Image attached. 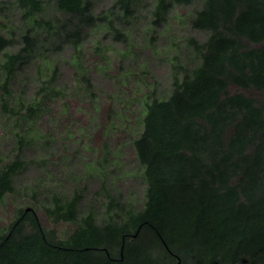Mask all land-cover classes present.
I'll return each mask as SVG.
<instances>
[{
    "label": "trees",
    "instance_id": "obj_1",
    "mask_svg": "<svg viewBox=\"0 0 264 264\" xmlns=\"http://www.w3.org/2000/svg\"><path fill=\"white\" fill-rule=\"evenodd\" d=\"M199 1L191 26L209 36L190 45L201 63L185 69L182 80L174 75L170 97L144 104L143 131L133 140L144 167V205L128 209L111 198L107 213L115 209L114 216L99 221L94 211L79 219L81 194L65 203L56 198L42 208L54 221L78 223L67 238L46 228L35 209L21 208L10 226L0 227V264H264V0H153L146 6L162 28L175 7ZM16 5L30 19L45 12L46 1ZM95 8V0H55L62 17L37 21L49 30L43 39L33 29L17 39L0 36L5 96L16 73L44 54L77 49L101 23L125 40L115 20ZM117 8L118 20L132 18L140 0H116L111 15ZM87 83L92 90L90 78ZM232 85L262 98L232 93ZM43 90L44 98L63 94L56 86ZM41 105L31 104L26 117L42 112ZM4 109L20 114L8 104ZM20 137L13 158H0V202L16 192L15 176L26 166Z\"/></svg>",
    "mask_w": 264,
    "mask_h": 264
},
{
    "label": "rangeland",
    "instance_id": "obj_2",
    "mask_svg": "<svg viewBox=\"0 0 264 264\" xmlns=\"http://www.w3.org/2000/svg\"><path fill=\"white\" fill-rule=\"evenodd\" d=\"M45 1L44 13L25 19L16 0H0V36L17 39L33 29L43 39L49 30L37 21L55 22L62 17L55 0ZM95 1V13L114 19L125 40H118L117 33L101 23L77 49L67 46L57 54H44L46 59L40 57L16 73L9 80V96L2 88L6 73L0 58V158L6 162L13 158L23 134L27 151L26 166L15 176L16 192L0 202L1 228L11 225L19 209H35L46 228L67 238L78 223L54 221L42 207L53 206L56 198L65 203L76 194L83 196L79 219L94 211L99 221L111 220L115 211L107 213L111 198L128 209L144 205V167L133 140L143 131L144 104L155 97H170L174 75L182 80L185 69L191 71L201 63L190 39L205 42L209 36L191 26L202 2L175 7L159 28L153 23L152 7L146 6L153 0H140L136 16L123 21L117 19L123 17L119 8L111 15L116 0ZM53 76L56 81L48 84ZM47 86H56L62 96L44 98ZM230 91L262 98L254 89L232 85ZM34 102L42 104V112L28 118V107ZM5 104L20 114L6 112ZM34 135L40 137L34 140Z\"/></svg>",
    "mask_w": 264,
    "mask_h": 264
},
{
    "label": "water",
    "instance_id": "obj_3",
    "mask_svg": "<svg viewBox=\"0 0 264 264\" xmlns=\"http://www.w3.org/2000/svg\"><path fill=\"white\" fill-rule=\"evenodd\" d=\"M123 248H124V246H123ZM123 248H122V250H123ZM122 256H123V251H122Z\"/></svg>",
    "mask_w": 264,
    "mask_h": 264
}]
</instances>
